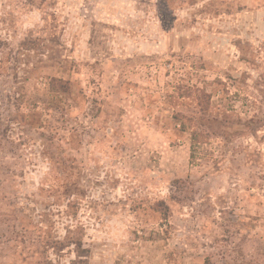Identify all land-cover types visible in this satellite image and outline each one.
<instances>
[{"label": "rangeland", "instance_id": "1", "mask_svg": "<svg viewBox=\"0 0 264 264\" xmlns=\"http://www.w3.org/2000/svg\"><path fill=\"white\" fill-rule=\"evenodd\" d=\"M0 264H264V0H0Z\"/></svg>", "mask_w": 264, "mask_h": 264}, {"label": "trees", "instance_id": "2", "mask_svg": "<svg viewBox=\"0 0 264 264\" xmlns=\"http://www.w3.org/2000/svg\"><path fill=\"white\" fill-rule=\"evenodd\" d=\"M51 82H52V84H59L60 85V87H62V88H65L66 86H67V83L66 82H62V81H60V80H58V79H51ZM198 97H199V100H200V102H199V108H200V110H203V111H201L202 113H205V112H207V106H208V103H206V105H205V109H203L202 108V98H206L207 96H205L204 94H202L201 93V95L199 94L198 95ZM177 119H179L180 121H182L184 118L182 117V119L181 118H179V116H177ZM187 120V122L191 125V124H193V121H192V119H186ZM185 126H186V124L185 123H181V128L182 129H184L185 128ZM153 211H155V212H158V213H162V212H167V207L164 205V203L162 202V201H160V202H157L155 205H154V207H153ZM164 214V213H163ZM56 244H60L58 241L56 242Z\"/></svg>", "mask_w": 264, "mask_h": 264}]
</instances>
